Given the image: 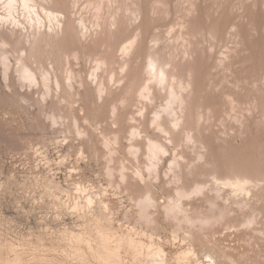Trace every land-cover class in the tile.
I'll return each mask as SVG.
<instances>
[{
  "label": "rangeland",
  "instance_id": "1",
  "mask_svg": "<svg viewBox=\"0 0 264 264\" xmlns=\"http://www.w3.org/2000/svg\"><path fill=\"white\" fill-rule=\"evenodd\" d=\"M3 1L0 0V14ZM50 1H58V9L63 10L70 27L75 26L67 37L68 51L72 49L70 46L77 47L74 42L84 41L76 26L80 16L89 18L86 25L92 34L98 29L89 24L93 19L88 12L93 11L90 7L87 12L86 0ZM114 1L105 0L106 5L102 6H105L103 13H110L108 19L116 20L117 26H111L113 34L92 35V39L89 37V41L82 43L85 46L89 42L85 51L77 48L68 52L61 65L52 57L28 55V43L20 34L11 33L10 27L0 24V264H15L14 256L19 254L23 259L19 258L18 264H78L79 260L71 254L79 246L73 235L80 233L93 242L90 245H96L91 211L97 212L98 201L108 206V211L101 212L103 226L106 223L112 226L117 235L137 233L140 236H135L136 239L145 242V248L153 241L149 245H160L169 257H175L192 244L199 261H205L204 254L222 249L246 251L247 264L250 261L252 264L255 258L264 264V0H191L192 10L188 0ZM60 20L63 21L62 16ZM131 41L135 48L131 49L127 70L120 73V50L125 42ZM181 48H185L187 55L182 54ZM146 53L156 54L152 60L155 58L158 66L167 70L171 83L168 82L179 90L177 83L185 88L190 82L193 90L190 92L189 87L185 93L181 91L183 95H191L185 96L188 103L193 100L187 111L181 110L183 106L173 105V115L166 117L164 110L169 97L161 91V94L154 92L153 98L150 94L153 90L147 91L146 87L151 85L145 71L151 61L146 60ZM225 53L229 59L220 64ZM21 55L39 83L47 77L54 82L49 83L53 88L56 79L63 82L72 75L73 96L56 87L44 95L46 91L42 93L41 85L28 87L26 82H20L16 70L20 64L16 61ZM102 61L110 64L114 75V81L108 84L112 95L108 96L107 105L101 104L99 98L97 101L95 83H90L94 67ZM80 80L89 82L82 84ZM116 80H120L118 84ZM175 92L180 93L176 89ZM173 120L180 125L175 126ZM151 151L157 154L153 157L157 160L156 171L148 161ZM174 163L182 167L177 177L169 168ZM241 174L260 181L257 188L260 190L253 191L257 195L250 201L251 210L247 214L250 216L242 217L235 212L226 224L220 222L213 228L191 230L195 233L192 237L198 239H192L194 244L183 238L189 228L160 216L161 209L160 215L154 214L158 223L153 227L146 226L140 218L138 207L146 187L161 207L175 198L182 185L187 189L208 186L213 178ZM83 192L95 199L93 210L75 211L72 204H83L80 202L86 197ZM206 195L211 197L212 193ZM189 196L183 199L187 210L195 208L201 215L208 213L201 195ZM251 217L254 223L246 226L245 223L252 222ZM258 232L263 236L259 237ZM82 248L85 250L86 246ZM193 259L186 263L196 264ZM87 261L95 262L91 257Z\"/></svg>",
  "mask_w": 264,
  "mask_h": 264
},
{
  "label": "bare ground",
  "instance_id": "2",
  "mask_svg": "<svg viewBox=\"0 0 264 264\" xmlns=\"http://www.w3.org/2000/svg\"><path fill=\"white\" fill-rule=\"evenodd\" d=\"M103 1H105V0H86V3H84V4H86V10H87V12L90 9V7H92L91 9L93 11L91 13L88 12V14H92V16L90 15V17H91V19H93V21L91 23H89V24H91L92 28H98L100 30V31H98V29H95V30H93V34H92V30H90V28L86 25L87 24L86 22L88 21L89 18L87 19L85 17L83 19L80 16L79 19H78L79 22H77L78 25H76V26L79 28V30L78 29L77 30L80 31V33H81L79 36H81V39L84 38V41L87 40V38L89 39V37L92 39L93 36H97V34L99 35V34H101L103 32L104 33L107 32V34L110 36V35L113 34L112 27L115 26V25L117 26L116 20L113 22V20L110 21V18L108 19V13L109 12H107V13L104 12L103 13V9L105 7V6L102 7L103 6V3H105ZM108 1H111V0H108ZM188 2H189L188 5L190 6L189 7V10H192V2H191V0H188ZM106 3H107V1H106ZM106 3H105V5H106ZM1 4H2V13L0 14V24L7 25L8 27H10L11 28L10 30H12L11 33L12 32L13 33L14 32H16V33L18 32L20 34V37H22L21 39H23V41L26 42V44L28 43V49H27L28 55H32V56L37 55L39 57L40 56L44 57L43 55H45V57L46 56L49 57V58L52 57L53 58L52 60H54V62H56L57 64L61 65L62 59H64L67 55H69L70 54V51L73 53V51H75V49L77 50V48H80L81 50H84V49H86V47H88V46H86V44H89V42H87V43L85 42L86 44L84 46L82 44L84 41L82 43H78L79 41L78 42H74L73 41L74 42L73 45H75L77 47L74 49L73 46H70L72 48V49H70L68 47L69 45H67V47L70 49V51H68L66 49L67 37H68V35L71 32H74L73 28L75 26L74 27H70V24H69V21H68L69 19H67V17L63 13V10L61 11V10L58 9L59 8L58 7V5H59L58 4V1H53L52 2L50 0H4L3 2H1ZM61 4H62V2H61ZM72 5H74V4H71V6ZM87 7H88V9H87ZM109 8H107V9H109ZM84 10H85V7H84ZM105 15H107V17H105ZM60 16L63 17V21L60 20ZM109 16H110V13H109ZM82 17H84V16H82ZM85 19H87V20L85 21ZM182 27H184V26H182ZM182 27H180V28L183 29V31H184L185 28H182ZM117 29L118 28L116 27L115 28V32L117 31ZM179 33H180V31H179ZM99 36H101V35H99ZM175 39H177V38L175 37ZM87 41H89V40H87ZM97 41L98 40L96 39V42ZM178 41H180V40L178 39ZM68 42H69V40H68ZM20 43H22V42H20ZM90 43H92V42H90ZM97 43H99V42H97ZM126 43L127 42H125V45L123 44V47L120 50L122 52V56L120 55L121 58H122V61L119 62L120 63V67L118 66L119 67L118 70H120V69L122 70V72L120 71V73H123L124 71L127 70L126 68H128L127 67L128 62H129L128 60H130L129 58H130V56H132V50L131 49L134 50V48H135V46L133 47V41H131V42L127 43V44ZM186 43H188V41ZM190 43H191V41H190ZM99 44H101V43H99ZM181 44H182V42H181ZM93 45H95V44H93ZM103 45H105V44H103ZM184 45H185V40H184ZM25 46H27V45H25ZM180 47H182V46H180ZM89 48H90V45H89ZM95 48H96V46H95ZM181 49H183L182 50V54L187 55V54L184 53L185 48H181ZM87 50H88V48H87ZM101 50H102V48H101ZM226 50L228 51V48H226ZM25 52H26V50H25ZM68 52H69V54H68ZM156 53H158V52H156ZM186 53H188V52H186ZM228 53H230V51ZM28 55H25V56L28 57ZM73 55H75V53ZM146 55H147V59L146 60L149 59L151 61V62H147L149 64L146 63L147 66L148 65L149 66H148V69H147V66H146L147 72L145 71V74L147 73L146 76H148L147 78H148V81L150 82V85H151V87H149V86L146 87L147 91L150 90V89L153 90L150 93L153 96V98H154V95L156 93L157 94H161L160 93L161 91H164V94L166 95V98H167V96L169 97L168 98L169 99V103L166 105V108L164 106L165 110L163 108L164 115H166V117L167 116L169 117V116L173 115V113H174L173 112V108H172L173 105H176L177 108H180L181 106H183V108H181V110L182 111H185L183 109L186 108L188 106V104L191 105L190 103L193 100L189 101V103H188L186 101L187 98L185 97L188 94L187 95H183L181 93V91L183 93H185L184 91H186L190 87V92H191L193 89L191 88L192 86H190V84H189L190 82L188 81L189 82V83H187L188 86L185 87L186 86L185 85L184 86L185 88L181 87L182 85L179 86L180 84L177 83L178 84L177 86L181 88L179 90V88H176L175 86H173L174 85L173 83L170 84L171 83V80L169 81L168 78H167L168 77V75H167L168 72H166L167 70H163V68H160L158 66L159 64H158L157 60L154 61L155 58H153V60H152L151 57L154 56V55H156V54H154V55L150 54L149 55L148 53H146ZM184 55H182V56L184 57ZM76 56L77 55H75V57ZM71 57H72V55L70 56V58ZM222 57L223 58L221 60H219L220 64H223V62H225V60L227 58L229 59L228 54L226 55V53L223 54ZM21 58H22V55H21V57H19V60L16 61V63L19 62V64H20V65H18L19 68L16 67L17 68L16 70H18V73H20V77H19L20 78V82L21 81L22 82H26V84L28 85V87L29 86H33V85L35 86L36 84L37 85H41L43 87L42 88V93L44 91H46V92L43 93L44 95H48V94H45L47 92L50 94V91H51V88H52L51 85H52V83L54 84V82H50V80L47 77H44V78L41 79V82H40L41 84H40L37 81L38 78L36 79L32 75L33 73L30 71V69L25 64V62L23 60L24 58H22V59ZM121 58L119 60H121ZM126 58H128V59H126ZM25 59H26V57H25ZM103 59H105V58H103ZM45 60H46V58H45ZM95 60H96V58H95ZM63 62H64V60H63ZM56 63H55V65H56ZM95 64H96V61H95ZM4 67L8 68V65L7 66L4 65ZM59 67H58V69H59ZM64 67H65V65H64ZM174 67H176V65L175 66H172L171 68H174ZM124 68H125V70H124ZM94 69L95 70H94V73L92 72V77H91V81H90V83L91 82H94L95 83V85H94L95 86L94 87L95 94L94 95L97 97V101H98V98H99L101 100V104L102 103H104V104L106 103V105H107V102L108 101L106 102V100L108 98H110V97H108L109 95H112V93H111L112 91L110 90V87H108V84H110V82L114 78L113 77L114 75L112 74L113 73V69L110 66V64L108 62H106V61L105 62L104 61L98 62L97 65L94 67ZM6 70H8V69H6ZM65 70H64V73H65V75H67L66 74L67 72ZM169 70H171V69H169ZM70 71L68 73H70V75H71V72ZM176 71H177V69H176ZM97 72H100V73L98 74ZM169 72L171 74L172 73H175V72H172V71H169ZM179 73H180V71H179ZM105 74H106V76H104ZM41 76H44V75H41ZM68 76H69V74H68ZM170 76L171 75L169 74V77ZM71 77L73 79V76L72 75L69 76V77H67L66 79L64 78L65 81H63V79H62L63 82H61V81H59V80L56 79L55 80V86L54 85L53 86L56 87L57 89H59L60 92L62 91L63 93L64 92H67L68 93V91H69L71 93L70 96L71 95L73 96V93L72 92H75V91H72V92L70 91V90L73 89V85H72L73 83H71ZM73 80H72V82H73ZM87 81L86 80L85 81L84 80H80V83H82V84L85 83L86 84ZM118 81H120V80H116L115 82L118 84ZM148 81H147V83H148ZM190 81H192V80H190ZM49 83H51V85ZM112 83H114V82H112ZM54 87L52 89H54ZM175 89H176L177 93H179V91H180V93L179 94H176ZM53 91L55 92L56 90H53ZM60 92H59V94H61ZM154 92H156V93H154ZM145 93L146 94L148 93V95H150L149 92H145ZM74 95H75V93H74ZM189 96H191V95H189ZM189 96H187V97H189ZM151 99H152V97H151ZM108 100H110V99H108ZM63 101H64V99H63ZM195 107H198V106L195 105ZM187 108H186V111H187ZM177 119L178 118H176V120ZM176 120H173L176 123L175 126L180 125V123H177ZM238 120L236 119V122ZM155 122H156V120H155ZM161 122L164 123L163 120ZM182 124H184V122ZM237 124H239V123H237ZM183 127H184V125H183ZM183 127L180 126V128H183ZM79 138H81V137H79ZM88 141H89V138H88ZM109 150H111V149H109ZM108 152H110V151H108ZM151 155H154V156L151 157ZM151 155H149L150 158L148 156V158H149L148 161H150L151 167H153V171H156L157 170V169H155V167H156L155 165L157 164V163H155L156 158H153V157H156L157 154L156 153H153L151 151ZM180 166H181L180 164H175L174 163L173 166L169 167L170 168V171L173 172V175L175 177H177L178 174L181 172V168L182 167H180ZM149 168H150V165H149ZM151 170H152V168H151ZM157 172H156V174H157ZM189 172L191 173L190 170H189ZM150 173L152 174L153 172L151 171ZM150 173H149V175H150ZM141 176L142 175H140V177ZM122 178L126 180L125 175L122 176ZM179 179H181V177H179ZM125 180H124V182H126V184H127V181H125ZM259 182L257 183V181L252 180L248 176L247 177L246 176H242V174H241V175H234V176H229V177H224V178H219V177L218 178H213L212 181L210 182V184L208 186H195V187H193L191 189H187V188H185L182 185L179 188V190L176 192L175 198L169 199L168 201L166 200L167 202L165 203V205L163 204V206H161V207H159V205H158L159 203L156 204V202L153 199L154 196L152 197V195H153V194H151L152 192L150 190H148V188L146 187L145 188V193H141L142 195L144 194V196L141 198V202L139 201L140 203H139V207L138 208L140 209V214H141L140 215V218L144 219L143 221L145 222L146 226H148V227L149 226L150 227L152 226L153 227V225H156L158 223V219L154 217V214L155 213H158L159 212V209H161L162 210V213H160L161 215L158 213L160 216H162V217H164L166 219H171V221L172 220L175 221L178 226L184 225L185 227L189 228L188 229V233H186L185 236H183V238L185 237L186 240L190 241V239H191V241H192V239L195 237V233L192 234L190 232L191 230L192 231H195V229H197L199 231H202V230H205V229L213 228L216 223L219 225L220 222H224L226 224L227 222L231 221L230 220V216L232 214H234L235 212L236 213L237 212L240 213L242 215V217H246V215L248 214V212L251 210V206H250L251 202L250 201L253 200L252 198L255 195H257L253 191H256L257 190V192H258V190H260V189H257L260 186V185L258 186ZM51 184H52V182H51ZM76 186L78 187V190H79V186L78 185H76ZM49 187H50V185H49ZM52 187H54V186H51V188ZM83 189H85V188H83ZM79 193H80V191H79ZM81 193H82V191H81ZM83 193L85 194L86 192H83ZM207 193H209L210 195L212 193L211 197L208 196V195H206ZM191 194L201 195V197H203L205 199L204 200L206 202L205 204H207V207H208V208L206 207V209H208V210L207 211L205 210L206 212H208L207 214L204 215V213H203V215H201V214H199L200 211L198 213H196L198 210L197 211L193 210L195 208L192 209L193 212L195 211L194 213L190 209L191 212H192L191 213L190 210H187L185 208V204L183 203L184 202L183 199L184 200H187V199H185V198H187L186 196H189V195L191 196ZM85 195H86V197L83 195V197H85L84 198V201H80V202H83V204L82 203L81 204H78L79 203L78 201H77L78 203L72 204L73 205V209L75 211L78 210V209H80V211H81V209H83V210L86 209L87 211H89V210H91L93 208V205L95 204V199L91 195H87V194H85ZM263 195H264V193H263ZM98 198H99V196H98ZM253 202H257V201H253ZM97 204H98V206L96 207L97 212H94L93 209H92L93 211H91L92 212V221H93V224L92 225H94L93 228H95V232L97 233V240H96L97 243L95 242L96 245L95 246H92L93 245L92 244L93 242H90V239L85 238L86 236L85 237L83 235L80 236L79 235L80 233L77 234V235H73L74 236L73 238L77 242V245L79 244V246H76V248L74 249V251L72 249H70V251L72 250L73 251V253H71L72 256L75 257V258H77L79 260L78 264H90L89 263L90 260L87 261V257H91L98 264H173V263H180L181 264V262H185L186 263L187 261H189V258H192V257L194 258L193 261H195L196 256L194 254L193 249L191 248L193 245L191 244L192 245L191 246L190 244H188V243H191V242H188L187 243L188 246L186 248L181 249V251L178 252L175 255V257H174V255L169 257L168 256L169 253L167 254L162 249V247L160 245H156V246H154L155 244H150L149 245V243H151L153 241L147 243L148 246L145 248V246H144V243L145 242L143 243V241H141L139 239H136L137 233L135 234L136 237L133 236L134 233L133 234L132 233H126V234L123 233L124 235L123 234H120V235L118 234L117 235L115 232H113L114 230H112V228H111L112 226L109 227L107 225V223L105 224V226H103V224L101 223V220L103 221V218H104V217L102 218V213L101 212L102 211L104 212V210H105V212H106V210L108 211L107 204L104 201H98ZM88 214L90 215L91 213H88ZM252 215H254V214H252ZM104 216H106V215H104ZM233 218H234V216H233ZM251 219H252V217H251ZM253 219H252V222H250L251 220L248 221V222H247V220H245L244 222H247V223H245V225L247 226V224H248V226H249V224L254 223L253 222ZM85 220H87V218ZM107 221L109 222V219ZM89 222H90V220H89ZM242 225H240L239 227H241ZM87 226H88V224H87ZM91 228H92V226H91ZM87 230H86L85 233H87ZM82 232H83V230H82ZM88 232H89V230H88ZM85 233H84V235H85ZM92 234H94V233H92ZM200 234L202 235V233H200ZM200 234L198 232V235H200ZM260 234L261 233L258 232L259 237L261 236ZM193 235H194V237H192ZM244 235H245V233H244ZM244 235H243V238H244ZM253 235H254V233H253ZM139 236L137 238H139ZM67 238H68V236H67ZM92 238H93V236H92ZM205 238H206V236H205ZM185 239H183V240H185ZM110 240H111V242H113L112 245L110 244ZM195 240L198 241V239H195ZM204 240L206 241V239H203V241ZM148 241H150V240H148ZM194 241H192V243ZM71 243H73V242H71ZM90 243L92 245H90ZM205 244H206V242H205ZM199 245H200V243H199ZM248 245H249V243H248ZM71 246H73V245H71ZM83 246L84 247L86 246V249L85 250H83V248L81 249V247H83ZM208 246H209V244H208ZM225 250H223V249L222 250H218V251L216 250L217 252L215 254L211 253L214 256H212L211 254H207V255L204 254V259L203 260H205V261H199L198 259H196L195 262H196V264H247L248 260H247V256H246V251H242V252L235 253L237 250L234 251V252H228L229 250L228 251L227 250L225 251ZM10 251L11 250H9V252ZM13 251L14 250H12V252ZM232 251H233V249H232ZM211 252H213V251H211ZM187 253H191V255H187ZM256 254H259V253L256 252ZM19 255H21V254H19ZM19 255H15V256L13 255L15 257L14 260H13V262L15 264H18L20 262ZM35 255H36V253H35ZM36 256H39V255H36ZM190 256H192V257H190ZM171 257H173V258H171ZM20 259H23V258H20ZM46 260H47V258H46ZM251 260H253V259H251ZM95 262L93 264H95ZM1 263H3V262H1ZM250 263H251V261H250ZM252 264H260V263L255 258V260L252 261Z\"/></svg>",
  "mask_w": 264,
  "mask_h": 264
},
{
  "label": "snow or ice",
  "instance_id": "3",
  "mask_svg": "<svg viewBox=\"0 0 264 264\" xmlns=\"http://www.w3.org/2000/svg\"><path fill=\"white\" fill-rule=\"evenodd\" d=\"M187 255H191V253H187Z\"/></svg>",
  "mask_w": 264,
  "mask_h": 264
}]
</instances>
